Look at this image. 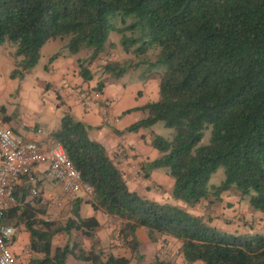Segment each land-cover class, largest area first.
I'll return each instance as SVG.
<instances>
[{"label": "trees", "instance_id": "obj_1", "mask_svg": "<svg viewBox=\"0 0 264 264\" xmlns=\"http://www.w3.org/2000/svg\"><path fill=\"white\" fill-rule=\"evenodd\" d=\"M112 33L121 35L123 51L137 60L158 50L153 61L103 67L104 74L117 79L130 69L159 75L160 100L127 112L148 111L127 132L159 122L174 130L169 139L153 135L159 157L144 167L146 178L165 170L174 179L172 198L192 209L235 192L264 218V0H0V45L18 47L12 79H23L37 67L48 42L66 39L70 53H88L78 66L89 82V66L108 47L115 49L109 43ZM89 129L66 115L54 139L93 189L87 202L124 221L119 234L137 264H175L161 257L142 262L139 229H146L154 243L164 237L180 241L189 264H264V234L231 235L212 227L206 216L143 198L130 189L106 148L90 138ZM206 129L210 142L202 145ZM220 168L225 178L213 185ZM39 198L5 215L15 219L19 214L31 233L32 251L43 255L31 264H67L70 258L84 264H133L123 255L104 257L96 241L101 224L96 217H81L83 201L74 204L73 217L63 225L40 218ZM60 233H80L94 244L88 250L69 241L53 249Z\"/></svg>", "mask_w": 264, "mask_h": 264}, {"label": "crops", "instance_id": "obj_2", "mask_svg": "<svg viewBox=\"0 0 264 264\" xmlns=\"http://www.w3.org/2000/svg\"><path fill=\"white\" fill-rule=\"evenodd\" d=\"M67 57L55 59L46 68L43 75L35 74L33 70L24 80L11 78L15 65H10L11 72L0 71V122L10 129L17 138L36 142L41 149L49 150L57 145L54 135L60 130L62 119L66 115L72 116L75 120L86 124L90 128V138L106 148L110 158L123 172L130 189L144 198L154 200L149 196V193L161 187L157 182V177L161 173L159 170H155L150 173L149 178H146V169H144L147 163L159 157V152L153 147L152 132H147L149 129H141L136 133L126 130L148 117L146 110L127 112L150 104L151 101L148 99L142 100L145 94L144 90L157 92L158 80L151 76L147 82L138 83L135 87L129 80L131 77L124 76L125 74L118 79L110 75L109 79L104 81L105 78L95 77L92 72V80L86 82L80 74L76 56ZM100 83H103L104 86L98 91L96 88ZM79 92H89L94 103L85 107L79 100ZM107 102H111V106L107 107ZM10 108L13 109L12 112ZM14 108H16V112ZM137 117L140 118L139 121H137ZM40 129L44 131V134L37 132ZM34 188L40 193L41 204H37V208L44 210V213L40 214V218L56 221L51 218L49 207L53 202L59 201L62 190L51 177L48 165L33 167L29 175L20 177L16 186V197L19 203L17 207L34 200V196L31 194V190ZM221 199V202L206 207L204 214L197 215H205L207 220H212V222L215 219L231 223L229 221L232 220L241 228L245 226V229H239L243 230L242 233L229 228H221L222 232L231 235L252 236V231L263 228L264 222L261 221L263 215L252 210L248 203L241 200L239 194L226 192L221 196ZM88 200L89 197L82 191L75 197L74 204L77 201H83L80 204V215L85 206L88 209V216L84 218L96 217L98 219L101 224L96 236V240H98L102 227L106 225V222H110L112 217L101 211H96L87 202ZM172 204L183 205L177 201ZM54 213L56 214L55 211ZM18 216L15 219H8L5 216V222L15 230L11 248L18 264H31L33 259L43 258V255L32 251L31 233ZM61 234L63 233L57 234L53 238L54 249L57 246H64L57 239ZM85 243L83 248L90 250L94 241L86 238ZM67 264H81V262L71 263L68 260Z\"/></svg>", "mask_w": 264, "mask_h": 264}, {"label": "rangeland", "instance_id": "obj_3", "mask_svg": "<svg viewBox=\"0 0 264 264\" xmlns=\"http://www.w3.org/2000/svg\"><path fill=\"white\" fill-rule=\"evenodd\" d=\"M128 35H129V33H128ZM68 43L69 42L66 39L65 40L59 39V40L48 42L41 50V57H40L39 63L37 65V67L34 69L35 74L38 73L40 75H43L46 72L45 71L46 68H48V66L55 61L54 60L53 62H51V59L55 55H58V57H64V58H68L67 56L74 55V54L70 53V50L68 48ZM109 43L114 44L115 49L108 47L107 50L100 56V58L97 59L94 63H92V65L89 66L91 71L94 73V76L100 77V78L103 77V78H105L104 81H107L109 79V76H110V74H104L103 73V67L107 63L117 61L121 64H125V63L137 62L138 60H141L142 58H146V59L152 60V61L156 59V55H157L158 50L157 51L152 50L151 53L148 54V56L142 57L141 59H138V60L136 59V57L133 53L132 54H126L123 51L122 37L120 34L112 33L110 36ZM17 48H18L17 45L14 43H11V42H6V43L0 45V71L4 70V72L5 71L11 72L10 71L11 70L10 65H15V68H16ZM75 56L79 60L81 58H84L85 56L88 57L89 55L86 51H81L80 53H78ZM15 68H14V70H15ZM159 71H160V69H159ZM27 75L28 74H26L25 77ZM124 76L131 77L129 80H131L133 86H135V87H136V84H138V83L143 84V83L147 82L148 77H149L147 75V72H145V70L135 72V71H132V69L128 70ZM151 76H154L155 80H158V83H159V75L158 74H153ZM24 78L23 79L21 78V80H24ZM155 88H156V85H155ZM144 92H145V94H144V98L142 100L148 99L149 101H151L150 103L160 100V85H158L157 92L148 91V90H144ZM14 110H15V112L17 111L16 108H14ZM10 111L12 112L13 109L10 108ZM2 117H4V115H2ZM138 119H140V118L137 117V121H139ZM147 132H152L151 136L156 134V135L162 136L166 139L172 138V136L174 134V130L167 128L164 125V123H162V122H159L156 125H154L153 127L149 128V130ZM13 136L17 138L16 135L13 134ZM210 137H211L210 129H206L204 132L202 145H208L210 142ZM41 147L44 148L42 145H41ZM159 171H160L159 173H161V175L157 177V182L159 183V185H161V187L155 189V191H153V192L151 191L149 193V196L153 197L156 202L170 203L172 201V203H173L176 201L172 198L174 179L171 176L167 175L165 170H159ZM224 178H225V170H224V168H220L217 171V173L213 175V177L211 179V184L220 185L223 182ZM86 196H88L90 199V195L86 194ZM154 200H152V201H154ZM74 201H75V198L67 197L64 194H62V192H61V196L59 197V201H58V202H60V205L56 204L58 202H56V203L53 202L51 204V206L48 205V206H50L49 208L51 209V212H50L52 214L51 218H53L57 222L62 223L64 225L68 221L69 218L73 217L72 208L74 206ZM177 202L178 203L180 202L183 204L182 206L181 205H179V206L189 210L190 212H194L195 214H204L205 208L208 207L207 204H203L197 208L192 209L181 201H177ZM244 202L248 203L247 201H244ZM54 211L56 212V214L54 213ZM87 212H88V209H86V207L84 206V208L81 211V216L83 218L87 217L88 216ZM210 214H212V213L210 212ZM234 216H236V215H234ZM112 219L110 222L105 223L106 225H104L102 227L101 232H100L101 236H98L99 238H97L98 240H96L99 242L100 250L103 251L105 258L107 255L114 253L117 255H123V256H127L129 258H132L133 264H137V262H138L137 258H134L135 256L132 254L131 250L128 247H126V245H124V243L122 242V238L120 237V234H119L120 230L122 228V225L124 224V221H122L118 218H115V217H112ZM255 220L258 221V219H255ZM261 221L264 222V218ZM229 222H231V223H225V221H223V220L219 221V220L214 219V221L211 222L210 225L212 227H216L219 230H221V228H226V229L229 228L232 231H235L238 233L243 232V230H239L241 228V226H238L236 223H233L232 220H230ZM253 225H254V223H253ZM244 227L245 226H243L242 228L245 229ZM251 234L252 235L264 234V226L262 229L258 228L257 231L256 230L252 231ZM137 235H138V239L140 241V251H141V254L144 256V260L142 262L151 263L152 261L157 259V257H161L163 259L171 260L175 264H189L186 262V260L182 256V253H181L182 243L180 241H177V240H174V239H171L168 237H164V238H160L156 243H154L150 240L149 235H148V231L146 229H139L137 232ZM57 239H58V242L63 244L64 246L69 241L72 244L76 243L81 247L86 245V243H85L86 238L83 237L80 233H73L72 236H69L67 233H63V234L59 235L57 237ZM92 244H94V243H92ZM69 261L71 263H78L73 258H70ZM81 264H84V263L81 262ZM193 264H203V263L202 262H196Z\"/></svg>", "mask_w": 264, "mask_h": 264}, {"label": "built area", "instance_id": "obj_4", "mask_svg": "<svg viewBox=\"0 0 264 264\" xmlns=\"http://www.w3.org/2000/svg\"><path fill=\"white\" fill-rule=\"evenodd\" d=\"M78 96L85 107L94 103L89 92H79ZM111 104L107 102L106 106ZM37 132L44 134L42 129ZM38 165L49 166L51 177L67 197L75 198L82 191L90 195L93 191L83 183L80 172L60 144L43 150L36 142L14 137L11 130L0 122V264H18L11 248L15 230L5 222V214L19 204L15 191L20 177L29 175L31 169ZM31 194L34 197L40 196L35 188ZM56 204L60 205L59 202Z\"/></svg>", "mask_w": 264, "mask_h": 264}]
</instances>
